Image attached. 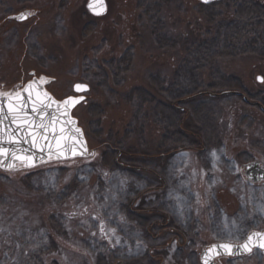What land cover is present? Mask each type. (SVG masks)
<instances>
[{
  "label": "rangeland",
  "instance_id": "374dc122",
  "mask_svg": "<svg viewBox=\"0 0 264 264\" xmlns=\"http://www.w3.org/2000/svg\"><path fill=\"white\" fill-rule=\"evenodd\" d=\"M87 1L5 0L0 4V20L3 11H9L6 15L24 10L36 13V19L21 27L20 33H29L44 59L37 60L29 46L20 56L16 47L22 39L9 32L5 48L0 51V89L9 90L16 82L30 81L29 74L33 72L35 78H51L53 82L46 90L62 100L74 95V84L87 83L90 90L85 94L86 103L75 108L72 116L83 129L89 149L95 151L87 159L36 168L32 179V188L40 190L35 191L36 197L22 184V174L0 172V264H39L40 252L50 254L53 236L57 235L51 233L52 219L65 233L59 243L55 241L53 255L58 264H94L99 256L109 258V264L111 257L126 264H145L142 259L151 246L157 247L153 254L156 259L162 258V264H198L197 243L239 244L252 231L264 232V184L246 182L244 169H240L252 157L260 156L264 161V115L238 102L232 94L207 92L210 101H205L217 106L221 117L217 128L223 146L169 156L166 167L158 170L166 190L149 192L140 206L163 210L171 218V226L187 238L186 244L149 240L128 218L126 209L136 193L143 192L148 182H157L141 171L136 178L120 169L104 170L99 164V153L104 151L101 147L106 143L115 146L121 140L133 110L121 98L110 102L94 84L83 80L84 59L87 65L92 61L101 65L121 58L132 48V64L122 86L112 88L119 95L135 87L143 88L156 100H164L149 84V77L155 76L167 87L182 56L179 50L165 52L156 47L149 22L137 10V0H105L107 14L101 18L87 11ZM254 1L264 5V0ZM198 2L177 0V5L164 10L170 36L201 38L212 34V25L196 12ZM223 15L224 19L231 18L229 12ZM91 24L94 26H88ZM91 28V32H85ZM215 67L226 78H236L249 97L264 92V58L246 54L220 59ZM210 73L203 74L206 83L213 79H209ZM239 89V85L232 86L220 93ZM247 95L245 101H249ZM93 106L103 112L99 117V138L94 137L89 126L96 120L89 115ZM250 119L254 123L248 128ZM205 126L199 122L197 127ZM162 133L161 127L148 120L143 140L135 137L127 142L138 154L155 158ZM212 134L205 132L198 139L203 145L202 137L213 143ZM147 155L145 158L151 159ZM144 167L151 168L147 163ZM138 206L139 203L133 207ZM222 264H264V252L253 251L240 259L225 258Z\"/></svg>",
  "mask_w": 264,
  "mask_h": 264
},
{
  "label": "trees",
  "instance_id": "16d2710c",
  "mask_svg": "<svg viewBox=\"0 0 264 264\" xmlns=\"http://www.w3.org/2000/svg\"><path fill=\"white\" fill-rule=\"evenodd\" d=\"M175 5H177V0H137L136 6L137 10L141 13L140 16L149 22L151 35L156 47L165 52H177L178 50L181 52L182 58L173 74L172 81L167 87H164V82L158 81L155 76L149 77V84L162 95L164 100H156L143 88L135 87L126 94L121 95L112 88V86L116 88L122 86L123 77L132 64V48L125 51L121 58L111 59L101 65L96 61H92L90 65H87V60L84 59V74L82 78L86 82L94 84L96 88L106 94L110 102L121 98L133 110L132 117L124 129L121 140L115 146L106 143V145L101 147L104 151L99 153V164L104 170L120 169L136 178H139V174L137 173L141 171L151 176L157 182L156 185L148 182V186L143 192L136 193L134 199L131 200L126 209L128 218L137 225V228H140L139 230H142L149 240H160L161 243L167 241L166 244L172 241H179L180 246H184L186 244L184 235L178 229L175 230L171 226V218L163 210L156 208L148 210L144 209L145 206L143 208L140 206L144 205L143 200L149 192L157 193L159 191L158 193H160L159 187L163 183V180L158 170L163 169L161 160L165 154L172 156L181 151L197 152L202 149L221 146L217 128L221 117L217 113V106L212 107L209 106V103L208 105L205 103L206 100L210 101V99H207V92L220 94L224 89L231 90L232 86L239 85L240 93L234 96L235 99L245 106L254 108L261 117L264 115V92H257L252 97L251 95L249 97L245 92L246 90L242 89V86L238 84L239 81L236 78H226L215 67L220 59L235 58L246 54H255L264 58V5L254 0H221L220 2L209 3L207 5L199 3L196 7L197 14L205 17L213 28L212 34H206L205 37L201 38L191 36L181 38L169 35L166 28L164 10L172 8ZM222 7H224L223 11ZM225 12L231 14L230 19L223 18ZM24 25L26 23L15 24L11 22L10 24L8 22V27L5 31L6 37L9 32H15L14 38H18V40L22 39L16 47L20 51L19 55L21 56L23 48L28 51L29 46L30 50L34 49V52H36L35 58L40 62L44 61L39 55V46L30 41L29 33L25 35L22 32L20 33V28ZM92 25L94 26V24L88 26ZM92 30L93 28L85 32H91ZM85 34L84 36H86ZM3 48H5V45H3ZM206 71H211L209 79L210 77L213 79H211L210 83H206L203 79L205 78L203 74ZM245 94L249 101H245ZM252 101L256 104L250 105L249 102ZM93 107V109H90L89 115L91 119L96 120L89 123V126L94 137L99 138V117L103 115V112L100 107ZM148 120L155 126L161 127L163 131L157 143L159 154L157 153L155 158L145 153L138 154L137 150L129 146L127 142L135 137L143 140ZM199 122L206 125L204 129L197 127L199 126ZM252 122L253 120L250 119L248 128L253 126L254 122ZM210 131H212V135L214 136L212 139L215 141L212 143L209 139L202 137L205 143L203 145L198 138L203 133L207 132L208 134ZM91 153L93 157L95 151L91 150ZM146 155L151 159H146ZM146 163L151 168H145ZM36 170L14 172L18 175L22 174L20 175L22 177V184L35 197L37 196L35 191L37 193L40 191L39 189L35 190L32 188V179L33 176H36ZM138 203L139 206L134 209L133 206ZM139 212H148L152 216H142L139 215ZM51 221L52 225L48 221L49 226H52L51 233H57V235L53 236L51 253L41 255L40 252L39 264H58L57 256L54 257L53 255L56 246L55 241L59 243V238L65 237V233L60 229V225L56 220L52 219ZM208 244L209 242L202 245H198L197 243L195 251L198 253V250H201L204 245ZM152 249V247L151 249L149 247V250L142 259L143 263L162 264V258H158L156 261L157 257L154 258V254H150V250ZM108 259L106 256H99L94 264H109ZM110 262H112L111 264H123L121 260L113 257L110 258Z\"/></svg>",
  "mask_w": 264,
  "mask_h": 264
},
{
  "label": "water",
  "instance_id": "95a60500",
  "mask_svg": "<svg viewBox=\"0 0 264 264\" xmlns=\"http://www.w3.org/2000/svg\"><path fill=\"white\" fill-rule=\"evenodd\" d=\"M201 4L207 5L209 3L219 2L220 0H199ZM86 8L88 12L94 17H103L107 14V3L105 0H88ZM33 74V73H32ZM53 80L51 78H33L31 81L27 82L21 89L13 88L11 90H0V94H9L14 96L17 92H22L24 94V99L27 101L28 93L24 90L31 83L33 86L32 100L37 99V94L39 98L44 100L45 103L48 102L47 97H50V106L46 109L47 115L44 118V123L48 124L50 122L51 126L39 129L38 132L33 131V127L28 129L29 136L28 139L31 141L33 136H36L35 146L30 143L19 145V147L29 149L28 155L34 158V162L29 165H25L23 161L17 160L14 166L11 168L6 166H0V171L4 173H14L19 171H26L38 168L43 165L71 161L75 159H87L91 157V150L88 147L84 131L78 125V121L72 117L73 110L84 102V94L89 91V86L82 83H76L73 86V92L78 96L67 97L62 101H58L53 96L45 90ZM261 81V78H258ZM77 85L83 86L80 90H77ZM47 94L45 97L44 94ZM227 94H239L237 92H224L222 95ZM71 98L73 103L65 104L64 101ZM246 100V99H245ZM32 103L28 101L26 103V108L28 111L27 120L31 121L34 119V114L31 112ZM5 109L7 110V104H5ZM11 116L4 120L3 125H0V129L7 126L9 130L16 128L17 125L10 122ZM37 123L39 121L37 120ZM17 135H22V133H17ZM5 142L7 147H14L13 145L7 144V136L5 137ZM42 149V150H41ZM263 163L252 162L245 166L244 175L247 180L254 184L264 181V169ZM254 233H264L263 231H253L249 235ZM248 235V236H249ZM248 236L244 241L247 240ZM243 241V242H244ZM231 243L234 248H240L243 244ZM221 244H228V242L214 243L208 248L204 249L200 254L201 264H205V257L207 254L208 264H216L214 261L216 258L220 257H241L249 255L254 249L264 251V248L258 246H252L251 251L244 250L240 248L233 255L226 254L223 249L213 248V246H219ZM212 249L211 252L209 250ZM217 250L220 252L219 255L216 254Z\"/></svg>",
  "mask_w": 264,
  "mask_h": 264
},
{
  "label": "snow or ice",
  "instance_id": "6c2138e0",
  "mask_svg": "<svg viewBox=\"0 0 264 264\" xmlns=\"http://www.w3.org/2000/svg\"><path fill=\"white\" fill-rule=\"evenodd\" d=\"M22 19L26 18L24 16ZM77 90H80L83 86L77 85ZM28 93L27 101L24 99V94L22 92H17L14 96L9 94H0V125H3L5 119L11 116V123L16 124L17 127L9 130L7 126L0 129V166H6L11 168L17 160L23 161L25 165H29L34 162V158L28 155L29 149L19 147V145L32 143L35 146L36 136L32 137L30 141L28 139L29 132L28 129L33 127V131L38 132L39 129L50 127V122L48 124L44 123V118L47 115L46 109L50 106L52 102L50 97H47L48 102L45 103L44 100L39 98L37 94V99L32 100L33 86L30 83L24 90ZM31 101L32 107L31 112L34 114V119L27 120L28 111L26 108V103ZM65 104L73 103L71 98L64 101ZM5 104H7V110L5 109ZM37 120L39 123H37ZM17 133H22V135H17ZM7 136V144L13 145L14 147H7L5 142V137ZM42 150V149H41ZM213 155H215L213 153ZM252 246H258L264 248V233H254L249 235L247 240L240 245V248L251 251ZM213 248L223 249L226 254L233 255L240 248H234L231 243L221 244L219 246H213ZM212 249L209 250L211 252ZM217 255L220 252L217 250ZM205 264H208L207 254L205 257Z\"/></svg>",
  "mask_w": 264,
  "mask_h": 264
},
{
  "label": "flooded vegetation",
  "instance_id": "af4514ba",
  "mask_svg": "<svg viewBox=\"0 0 264 264\" xmlns=\"http://www.w3.org/2000/svg\"><path fill=\"white\" fill-rule=\"evenodd\" d=\"M3 1H5V0H0V2L2 3ZM0 3V4H1ZM4 12V14H3V19L2 20H0V51H1V49H3V45H5V43L7 42V37H6V30H7V27H8V22H10V24H11V22H14L15 24H23V23H29V21H31V20H34V19H36L35 18V16H34V14H36L35 12H33V11H30V10H24V11H21L20 13H18V14H16V15H6V11H3ZM22 16H24V17H26V18H24V19H22L21 17ZM14 34H16L15 32H13V36H15ZM32 73V72H31ZM30 76H31V74H29ZM19 84H21V82H16L13 86H16V85H19ZM250 104H256V103H253V102H249ZM223 146V145H222ZM221 146V147H222ZM192 153H195V152H192ZM177 154V153H176ZM169 159V156H167L166 154H165V156L162 158V160H161V165L162 166H165L166 167V165H167V160ZM252 162H261V163H263L264 164V161L262 160V158L260 157V156H256V157H252V161H249L248 163H245V164H243V165H241V167H240V169H245V166L247 165V164H250V163H252ZM165 164V165H164ZM163 168V167H162ZM262 169H264V165H263V167H262ZM244 178V177H243ZM264 184V182H262V183H260V184H258V185H263ZM166 184H165V182H163L162 184H161V186L159 187L160 188V193H162L164 190H166V186H165ZM185 237V236H184ZM185 240H186V242H187V238H185ZM176 243H178V245H180V242L179 241H176ZM209 246V244L208 245H204L203 247H202V249L200 250V252L203 250V249H205L206 247H208ZM152 248H153V246H151ZM151 247H150V249H151ZM157 247H155V248H153L152 250H150V254L152 253L153 254V251H155V252H157V249H156ZM148 250H149V248H148ZM147 250V251H148ZM155 255V254H154ZM200 256V253H199V255H198V257ZM154 258H156V257H154ZM161 258V257H160ZM223 259H225V258H220V259H218L217 260V263H220V264H222V261H223ZM227 259H229V258H227ZM155 260H157V259H155ZM198 261V260H197ZM123 262V261H122ZM123 264H126V263H124L123 262ZM198 264H201L200 263V257H199V263Z\"/></svg>",
  "mask_w": 264,
  "mask_h": 264
}]
</instances>
